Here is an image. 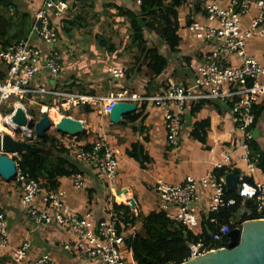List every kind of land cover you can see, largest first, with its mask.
Returning <instances> with one entry per match:
<instances>
[{
    "label": "built area",
    "instance_id": "obj_1",
    "mask_svg": "<svg viewBox=\"0 0 264 264\" xmlns=\"http://www.w3.org/2000/svg\"><path fill=\"white\" fill-rule=\"evenodd\" d=\"M140 4V0H137ZM257 10L255 16H250L249 28L243 26L242 19L252 8ZM69 5L64 0H42L41 7L35 14L29 32L16 42L0 44V62L8 67L5 81H0V116L5 128L11 129V113L5 105L12 99L29 104H37L33 97H57L62 101L53 106L42 105L43 109L55 110L61 117H71L72 110L80 106H100V115L109 116L114 106L119 102L150 103L163 112L167 144L177 148L190 129L182 121L188 102L214 101L228 103L238 130V138L242 149V159L247 169L253 172L262 169L261 152H255L250 146L253 140L255 124L254 105L264 98V63L247 51V39L252 35L264 38V0H230L226 6H220L216 1H206L201 12L205 24L192 18L187 29L195 39L208 45L210 50L204 54L201 63L193 68V82H172L168 87L160 88L154 95L141 94L128 88L117 90L109 97L78 91L57 89L55 85L64 72L63 53L60 32L52 23L53 13H65ZM11 9V7H9ZM72 49L69 48V51ZM72 52V51H71ZM108 74L113 80L125 77L123 68L109 67ZM41 81V83L39 82ZM24 108V107H23ZM25 109V108H24ZM53 122V120H52ZM56 123V122H55ZM54 125V124H53ZM21 133L0 130V155L13 159L16 166L14 178L20 190L19 201L35 228L56 226L69 229L74 233V240L65 245L66 251L84 256L90 262L97 264H127L123 254L125 232H119L117 221L112 212L104 217H96L92 212L84 214L71 213L64 205L61 190H45L39 180L20 168L22 156L16 152H5L2 149L4 133L22 141H32L37 138L28 130ZM56 131V130H55ZM21 134V136H17ZM23 134V135H22ZM68 136V135H67ZM75 138V137H74ZM70 140V136H68ZM56 143L62 144L68 155L83 164L91 172L102 176L113 190L117 176L118 158L106 141L94 142L86 147L77 141ZM225 161L228 156H225ZM222 163L216 164V169L222 168ZM83 173L75 175L76 189H82ZM155 192L160 200V209L177 224L198 234L201 213L211 224L218 225L217 215L222 209L233 210L236 215L229 223L220 224L217 231L211 233V241L215 245L207 248L202 240L195 245L194 254L199 256L208 251L222 249L220 245L233 229L231 225L241 227L247 221H264V183L249 182L243 175H238V186L234 191L240 198L228 195L226 176H218L215 172L202 177L187 176L183 182L172 185L158 180ZM247 203V204H246ZM174 208L176 211L172 212ZM201 230V228H200ZM228 243V241H227ZM9 245L7 225L0 214V250ZM31 243L22 242L13 253L15 263H23L28 258ZM32 264H56L48 253H41Z\"/></svg>",
    "mask_w": 264,
    "mask_h": 264
},
{
    "label": "crops",
    "instance_id": "obj_2",
    "mask_svg": "<svg viewBox=\"0 0 264 264\" xmlns=\"http://www.w3.org/2000/svg\"><path fill=\"white\" fill-rule=\"evenodd\" d=\"M86 1L88 0H82V2ZM118 1L119 2L117 3L121 6H127L129 8H132L133 6L132 3L127 0ZM199 1L201 2L199 10L195 8L194 0H189L188 3L183 6L186 10L184 13H180L179 10V34L181 37L179 47L180 51L178 54H170L167 52V49H161V52L165 56L169 57V64L164 74L154 80V83L156 84L155 89L153 86L150 87L151 85H149L148 76L144 77L141 75H135L130 80H127L125 77L117 81L112 79V77L108 74L107 69L109 67L123 68V63L125 64V62H123L125 59L122 61V53L115 48L113 51L104 49L105 55H103L102 60L104 68L106 65V74L88 76L86 80L80 79V77L77 75L75 76L74 73H72L70 79L67 80L62 74L59 82H61L63 86L66 85L65 83H73L72 88L75 89V91L104 97H109L113 93L117 92V90L123 88H128L131 91L144 94L149 86V95H154L160 88H164L163 85L166 83L184 82L186 85H190L194 79L193 68L202 62L204 54L210 50L208 45H205L195 39L194 35L187 29V25L192 21V18L199 20L203 24L206 23L204 15L201 12L202 4L204 5L206 1L212 0ZM214 1H216L220 6H226L230 2V0ZM66 2L68 3L69 8L77 6L76 9H80V7H82V10L84 9L83 5L73 4V0H68ZM41 4L42 0H0V44L6 42L13 43L24 37L29 32L33 18L41 7ZM9 7H11V9H9ZM69 8L63 14L55 15L53 13L52 15V23L57 26L60 32L61 40L64 35V39L61 44L65 45L66 52L68 53L69 48H71L70 43H72L71 39L73 37V33L71 31L67 33L63 31V28L64 20H66L70 14ZM75 14L77 15L78 12ZM78 29L81 30L83 27H79ZM66 35H68V38H65ZM99 37L104 38L103 35L97 37L91 36V38L96 41H98ZM106 53H113V55L110 56L111 61L104 60V57H106V59L109 57ZM248 53L264 63V53H254L251 49H249ZM69 54L72 53L70 52ZM188 56L190 57L189 61L186 59ZM65 71H67V68H65ZM136 78H138V80L134 83L133 81ZM124 80L126 81L124 82ZM39 82L41 83V81ZM200 102L203 103L200 110L191 114L193 105ZM263 103L264 98L255 104L256 110L257 107L263 105ZM141 104L143 103L137 104V107ZM9 106L10 104L5 105L6 108ZM96 107L97 106L93 107L95 109V113L100 115L99 112H97V109L100 107L97 109ZM76 109L77 108L72 110L74 111V117H72L73 119L79 120L83 123L85 128V132L83 134L88 133V136L84 135L81 137L82 140H80L79 143L86 146L92 144L97 138H99L101 141L105 140L106 143L116 151L117 158H119V155L123 154L124 159V154L127 155L128 158L124 160L128 167L135 172L142 171L147 173L149 178L152 180L153 183L149 189H151L154 199L153 201L150 199L148 200L142 194L141 198H138L140 191L137 192V190L142 188L141 181L135 182L134 184L136 185H134V187L136 189H133L132 183L124 185V181L121 178L120 182L122 185L118 190L115 186L112 190L102 176L91 172V170L83 166V164L76 161L80 170L79 173L84 174L82 178L85 187L84 190H77L74 188L73 179L75 178V175L60 177L57 179L58 190L64 192V203L68 211L71 213L84 214L86 212H92L96 217H104L111 211V201L107 200V198H111V200L117 204H125L127 206L129 204V200L134 198L136 201V210H132L136 214L140 213V211L143 212L142 209L145 212L143 213L144 215H147L155 210L162 211L159 207L160 200L154 191V185L158 180H163L166 183L177 185L183 182L187 176L198 178L215 172L216 164L218 163H222L223 167H230L231 169L236 170L240 175H243L246 179L251 180V182L264 183V170L255 169L253 172H250L247 169L246 163L242 159L243 149L236 137L239 133L231 113V107L228 103L209 100L188 102L186 112L182 116V121L189 127L190 130L188 132H190V134L183 137L177 148H172L167 144V132L165 130L163 112L150 103L146 104V110L143 116L136 122L128 123L124 120V116L122 119L124 124H119L117 126L118 130L116 135L113 136H107L106 133H101V129L95 125V120L92 118L94 112L90 114H83V112H78ZM201 122H209L206 132L208 138L212 142L210 147H207L206 144L191 135L193 126ZM137 144L143 147L144 151L149 156V161L146 163L145 167H142L131 155V151ZM253 144L255 146L254 148L260 151L264 156V109L257 118L253 128ZM45 149H47V151L49 149L50 152L45 155H56L50 148ZM226 155L228 156L227 161L224 160ZM180 159H185L184 172L181 171L184 166L182 163L178 162ZM176 170L178 172L173 174ZM231 175L237 176L235 174H228L226 176V186L227 177ZM165 179L171 182H168ZM41 181L44 184H49L47 179L41 178ZM146 183L147 182H145L144 185H146ZM15 186L16 184L13 182L11 184L12 188L0 189V214L3 216L4 221L7 219L9 222L7 226L9 233V245L5 249L0 250V259H5L4 264H32V262L41 253L46 252L55 260L56 264H66L65 258L67 256H64L62 251H66L65 245L68 240L71 241L68 236V232H64L65 230L58 227L53 229L54 226H50L45 230L35 228L20 204V190L16 189L17 193H15ZM45 188L46 187H44V189ZM45 190H47V188ZM122 192L130 193L126 200L127 202L118 200L117 195ZM148 201L150 202L147 203ZM171 211L175 212L176 210L172 208ZM199 216L201 217V219L199 218L201 228L204 222V215L201 213ZM140 226L141 224L137 223L134 227H131L127 233H133L134 231L139 230ZM200 228L196 229V231L199 232ZM47 231L50 233H47ZM24 241L31 243L32 250L30 254L28 253L27 260L23 263H15L12 259V255ZM48 242L51 244L55 242L57 247L53 244L49 249L42 247L41 244L48 246ZM123 253L127 255L126 261L127 264H129V257L131 260L133 259L132 253L128 251L125 246L123 247ZM78 259L71 256V258L67 261V264L90 263L87 262L86 259H82V257H79Z\"/></svg>",
    "mask_w": 264,
    "mask_h": 264
},
{
    "label": "trees",
    "instance_id": "obj_3",
    "mask_svg": "<svg viewBox=\"0 0 264 264\" xmlns=\"http://www.w3.org/2000/svg\"><path fill=\"white\" fill-rule=\"evenodd\" d=\"M127 1L133 4L137 3V0ZM188 1L189 0H140V4L132 6V8L121 6L115 2L104 5V9H112V12L108 14L107 18H111L113 21L118 18H123V20L128 22L130 39L134 47L137 49L134 65L129 70V73L125 75L127 80H130L135 74H139L145 69L146 74L149 77L150 87L153 86L154 89L156 88L154 80L163 75L166 71L169 64V57L161 52V47H158V45L149 46L145 31L156 35L159 45L162 47L164 46V48L168 50L167 52L170 54H178L181 43V37L179 34V10L187 4ZM200 3L199 0H196L195 8L197 10L200 9ZM90 7H93L92 4ZM84 22H86L84 18L79 15L73 18L68 17L64 20L63 31L68 33L73 28L84 27ZM10 43L11 42H6L3 44L6 45ZM100 44L106 46L109 51L114 50V46L109 40L102 38ZM186 59L189 61L190 57L188 56ZM1 64L0 81H5L8 67L5 64ZM65 84L66 85L63 86V84L59 82L55 87L57 89L75 91V89L72 88L73 83ZM168 85L169 83H166L163 87L166 88ZM150 87H147L144 94H150ZM33 99L37 102L35 106L37 109H40L42 105L53 107L62 101L61 98L49 96H35ZM23 103L28 104L27 101H23ZM201 105H203L201 102L193 105L191 114L199 111ZM36 108H31L28 111L31 117H36L38 115V112L35 110ZM263 109L264 103L257 107V110L254 105L256 117L255 122ZM76 110H78V112H83V114L95 112L93 107L87 105L80 106ZM145 110L146 103L141 104L134 112L125 115L124 120L128 123H134L143 116ZM3 112L11 113L12 108L4 109ZM73 112L74 111L69 115L74 117ZM208 123L209 122H201L194 125L191 135L206 144L207 147H210L212 142L208 138L206 132L208 129ZM120 124L123 125L124 121ZM84 135L88 136V133L75 137L73 140L79 142ZM36 139V143L31 144L33 147L43 149L50 148L56 155L48 156L45 155L46 153L20 152L22 156L20 168L23 171L28 172L34 179L39 181L41 178L47 179L49 184H43L40 181L41 186L43 185L47 190H57L58 178L76 175L80 172L77 162L68 155L67 149L62 144L56 143L58 139L55 132H46L43 138ZM99 140L100 139L97 138L94 142ZM92 144L86 145V147L89 148ZM250 146L253 151L260 152L254 148L253 140L250 141ZM131 155L142 167H145L146 163L149 161V156L139 144L134 146ZM260 167L264 170L263 154H261ZM215 174L218 176H227L228 174H235L238 176L239 172L230 167H222L216 169ZM245 180L251 182V180L246 178ZM228 195L237 198L239 203L241 202L236 192L228 191ZM107 200L110 201L109 198H107ZM110 206V212L113 213L117 221L119 232L126 233L124 246L132 253L133 259L137 264H181L194 254L193 245L199 240H202L207 248L215 245L214 242L211 241V233L217 231L218 225L229 223L236 215V207L233 210L222 209L216 216L218 225L211 224L205 219L201 230H199L198 234H195L193 231L187 229L186 226L177 224L175 221L168 218L164 211L155 210L147 215L141 213L136 214L129 206L125 204H117L112 200ZM137 223L141 224L140 229L133 233H127L128 230L131 227H134ZM237 225L238 224L231 225V228H235ZM227 241L228 238L225 237L220 245H227ZM0 263L4 264L5 259H0Z\"/></svg>",
    "mask_w": 264,
    "mask_h": 264
},
{
    "label": "rangeland",
    "instance_id": "obj_4",
    "mask_svg": "<svg viewBox=\"0 0 264 264\" xmlns=\"http://www.w3.org/2000/svg\"><path fill=\"white\" fill-rule=\"evenodd\" d=\"M115 1H116V3L119 2L118 0H88L86 2H82V0H73V2H72L73 4L83 5L84 9L82 10V7H80V9L79 8L76 9L77 6L70 7L69 8V11H70L69 17L73 18V17L79 15V16L83 17L86 22H84L83 29L80 30L78 28H73L71 30V32L73 33V37L71 39L72 43H70V45H71L70 47L73 50V52H71L72 51L71 50V51H69V53L71 52L72 54H69L68 52H66L65 45L61 44L62 45L61 50H62L63 57H64V59H63V66H64L63 77L65 79H67V80L70 79V77L72 76V73H74L75 76L76 75L79 76L80 79H83V80H86L88 76H92L95 74H97V75L106 74V70H105L106 65L104 68V63H103L102 59H103V55H105L104 49H107V50H109V49L106 46H103L100 44V40L102 39V37H99L98 41H96V40L92 39L91 36L97 37V36L103 35L104 39L111 41V44H113L114 48L122 53V57H123L122 61L125 59L123 61V62H125V64L123 63L125 75L127 73H129V70L134 65L135 56L137 55V49L134 47V45L132 44V41L130 39V28H129L128 22L126 20H123V18H121V19L118 18L115 21H113L111 18H107L108 14H110L112 12V9H104V5L111 3V2H115ZM194 3H196V0H194ZM91 4L93 6L92 8L90 7ZM137 4L138 3H136V4L132 3L133 6H135V5L137 6ZM184 8L185 7H182L180 9V13H184L186 11ZM76 12H78L77 15L75 14ZM256 12H257V10L253 7L251 9L250 13L247 14L246 16H244V18L242 19L243 26L246 27V29L249 28V25H248L249 17L255 16ZM145 36L149 41V46L158 45V47H161L162 50L163 49L165 50L164 46L162 47L159 45L156 35H153L152 33L145 31ZM63 37H64V35L62 36V40L64 39ZM65 38H68V35H66ZM66 47H67V45H66ZM249 49H251V51H253L254 53L255 52L256 53H259V52L264 53V38L260 37L259 35H252L250 38L247 39V51L248 52H249ZM106 55L109 57H108V59H106V57H104V60L105 61H111L110 56H112L113 53H106ZM65 68H67V71H65ZM135 75H139V76L141 75V76L147 77L145 69H143V71L141 73L135 74ZM137 80H138V78L134 79L133 82L135 83V81L137 82ZM125 81L126 80H124V82ZM19 103L20 102H15V100L12 99L7 104H11L12 107H15L16 105H19ZM23 105H24L23 107L27 111H29L31 108H36L35 107L36 104H30L29 103V104H23ZM99 107L100 106L98 105L96 107V109ZM35 110L38 112V115L36 117H31L29 115V118H31V119L33 118L35 121H37L40 118V113L42 110L37 109V108ZM92 118H93V120H95V125L101 129V131H102L101 133H106L107 136L116 135V132L118 130L117 126L119 124L112 123L109 119V116L98 115L94 112ZM53 123L56 124L55 122H53ZM103 130H104V132H103ZM48 132L49 133L55 132L57 139L59 141H62V142H67V141L72 142L71 139L74 138V137H70V140H69L67 135L55 131V129L53 127L50 128ZM17 136H21V134H18ZM36 140L37 139L34 138L32 141H29V142L27 141V142L34 144V143H36ZM127 158H128L127 155L124 154V159L126 160ZM124 159H123V154L119 155L118 166H117V176H116V179L114 182V186L116 187V189L118 190L119 187L122 185L120 182L121 178L124 181V185H126L128 183H132L133 189L135 188L134 185H136L134 183L141 181L142 188H139L137 190V192L140 191V194H138V196H139L138 198H141V194H142L148 200L150 199L151 201H153L154 197L152 195L151 189H149V188H151V184L153 182L149 178L148 174L144 173L142 171H139V172L132 171L128 167V165ZM184 160L185 159H182V160L180 159V160H178V162L182 163V165L184 166V164H185ZM184 168H185V166L181 170L182 172H184ZM177 172L178 171L176 170V172L173 174H176ZM10 181H12V182H10ZM10 181L3 180L0 177V189L1 188H8V189L12 188L11 184L13 182H15V180L13 179ZM166 181L171 182L169 180H166ZM145 182H147L146 185H144ZM15 184H16V182H15ZM42 187H43V185H42ZM154 187H155V185H154ZM74 188H76L75 185H74ZM84 188L85 187H83L82 190H84ZM16 189L18 190V184H16V186H15V193H17ZM43 189H44V187H43ZM154 191H155V188H154ZM62 200L64 201V197L62 198ZM110 201H111V198H110ZM149 202L150 201H148L147 203H149ZM64 205H65V203H64ZM135 208H136V206H135ZM135 208H133V209H135ZM142 211L143 212L140 211L141 214L145 213L143 209H142ZM5 221H6V225L8 226L9 222L7 221V219ZM55 227L56 226H54L53 229ZM46 228H48V227H46ZM46 228H41V229L45 230ZM64 232H68V234H69L68 236L70 237L71 240L74 239V233L71 232L69 229H66ZM47 233H50V232L47 231ZM52 244L55 246L57 245V244H55V242H53ZM52 244L49 243L48 246H44L43 244H41V245H42V247L49 249V248H51ZM31 250H32V248L30 249L29 254H30ZM64 251H62V254H64V256H67L65 258L66 264H67V261L69 260V258H71V256L76 257L77 259L79 257H82V259L84 258V256H82L80 254L78 255L75 252H69V251L64 252ZM123 254H124L125 259H127V255L125 253H123ZM84 259H86V258H84ZM87 262H90V261L87 260ZM128 263L129 264H136V262L133 259L131 260L130 257L128 259ZM89 264H97V263L96 262H90Z\"/></svg>",
    "mask_w": 264,
    "mask_h": 264
},
{
    "label": "water",
    "instance_id": "obj_5",
    "mask_svg": "<svg viewBox=\"0 0 264 264\" xmlns=\"http://www.w3.org/2000/svg\"><path fill=\"white\" fill-rule=\"evenodd\" d=\"M136 109L137 104L135 103L119 102L109 114V119L114 124H120L125 115ZM11 121L19 127L14 128L13 132L21 133L26 128L37 138H43L52 127L57 132L70 137H78L85 132L81 121L71 117H61L54 124L48 113L43 110L40 118L35 121L29 118L28 111L20 105L15 107ZM1 146L5 152L50 153L49 150L35 148L26 141L17 140L8 133H4ZM16 173L13 159L0 155V177L10 181L15 178ZM237 186L238 176H228L227 190L235 191ZM128 206L131 209L135 208L134 198L129 200ZM181 264H264V221H247L241 227L233 228L228 234V243L225 248L211 250L199 256H191Z\"/></svg>",
    "mask_w": 264,
    "mask_h": 264
},
{
    "label": "bare ground",
    "instance_id": "obj_6",
    "mask_svg": "<svg viewBox=\"0 0 264 264\" xmlns=\"http://www.w3.org/2000/svg\"><path fill=\"white\" fill-rule=\"evenodd\" d=\"M43 111H46L49 115V118L51 120H53V122H57L59 119H60V115L55 111V110H52V109H43ZM14 128H19L15 123L11 122V129H14ZM11 129L9 128H5L4 125H3V118L2 116H0V130H6V131H10ZM129 191V190H128ZM130 193H125V192H122V193H119L117 195L118 197V200H121L123 202H127V198L129 197Z\"/></svg>",
    "mask_w": 264,
    "mask_h": 264
},
{
    "label": "clouds",
    "instance_id": "obj_7",
    "mask_svg": "<svg viewBox=\"0 0 264 264\" xmlns=\"http://www.w3.org/2000/svg\"><path fill=\"white\" fill-rule=\"evenodd\" d=\"M27 142V141H26ZM31 144V143H30Z\"/></svg>",
    "mask_w": 264,
    "mask_h": 264
}]
</instances>
